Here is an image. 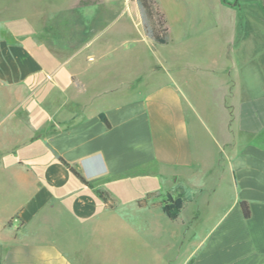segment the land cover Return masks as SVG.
<instances>
[{
    "label": "crops",
    "instance_id": "obj_1",
    "mask_svg": "<svg viewBox=\"0 0 264 264\" xmlns=\"http://www.w3.org/2000/svg\"><path fill=\"white\" fill-rule=\"evenodd\" d=\"M155 1L166 19L168 0ZM178 2L203 5L198 21L216 18V5L223 31L231 30L241 42L248 36L241 34L247 0ZM57 3L67 5L85 25L101 20L99 6L137 7L135 0ZM55 6L56 0H0V101L7 109L27 100V85L60 90L58 74L68 62L56 58L54 45L38 41L54 31ZM234 8L237 21L232 25L221 17ZM121 18L143 32L130 12L121 11L114 21ZM227 51L220 67H190L202 69L206 87L201 90L189 79L171 78L90 114L85 101L70 110L52 102L47 124L31 127L32 133L45 128L47 136L38 139L47 157H33L30 168L8 162L14 172L10 186L19 190L11 195L14 206L2 220L0 264H75L59 246L72 245L64 238L69 233L78 244L112 245L120 236L105 218L120 212L122 200L144 213V231L132 237L143 239L150 264H264V60L253 49L252 66L244 68L237 56L226 57ZM183 68L189 67L175 64V75ZM66 81L62 91L74 89L70 74ZM58 156L105 190L114 207L106 206ZM155 181L158 186H152ZM161 192L183 200L173 219L164 204L155 202ZM241 201L248 204L249 218L242 214ZM155 220L163 237L152 231Z\"/></svg>",
    "mask_w": 264,
    "mask_h": 264
},
{
    "label": "rangeland",
    "instance_id": "obj_2",
    "mask_svg": "<svg viewBox=\"0 0 264 264\" xmlns=\"http://www.w3.org/2000/svg\"><path fill=\"white\" fill-rule=\"evenodd\" d=\"M178 1L168 0L164 3L170 37L168 41L160 43L148 39L144 32H139L133 22L125 18L114 21L118 13L125 11L130 12L137 23H141L139 10L134 4L120 5L117 9L115 6H99L97 14L101 20L88 21L85 25L80 21L79 15L69 12L67 5L57 3L56 0L54 31L48 37H39L38 41L40 44L54 45L56 48L53 53L56 58L61 63L68 62L58 74L61 91L51 90L49 85L35 89V84H30L27 85L25 95L28 98L24 102L15 103L7 109L5 102L0 101V228L5 224L2 220L14 206L9 199L18 189L10 186L14 172L8 164L10 161H18L22 168H30L33 157H47L44 144L38 139L47 136L45 128L41 132L32 133L31 127L47 124L52 102L54 106L70 110L73 105L82 107V102L85 101L86 111L90 114L102 104L128 99L171 78L189 79L195 89L201 90V87H206L201 80L202 69L192 70L190 67H220L224 61V52L230 49V55L237 56L245 64L244 68L252 66L250 58L253 49L257 52L258 59L264 60V0H247L245 6L241 5L246 16L242 22L244 27L242 26L241 34H248L242 42L237 41L239 38L235 39L231 30L227 32L220 28L221 12L218 11V6H212V14L216 18L198 21L197 15L202 11L203 5L197 2L181 4ZM236 13L237 9L234 8V11L225 12L221 18L228 19L233 25L237 21ZM182 15L186 17L182 19ZM61 47L74 49L63 52L60 51ZM225 55L229 58V51ZM179 63L190 69L183 68L182 73L175 75L174 66ZM69 74L74 89L62 91L66 88V77ZM200 90H195V93H200ZM153 185L158 186V182L155 181ZM160 194L154 197L157 204L179 201L183 205L182 199L174 198L170 193ZM121 203L120 212H114L105 218L107 222L114 223L120 239L112 245L103 242L102 246H94L91 242L78 244V240L75 242L72 239L74 236L69 233L64 238L71 241L72 245L59 246L72 262L150 264L143 239L132 237V233L144 231V213L135 209L134 203L129 200H122ZM159 223L160 221L155 220L152 230L158 238L165 235ZM92 239L94 240V236Z\"/></svg>",
    "mask_w": 264,
    "mask_h": 264
},
{
    "label": "trees",
    "instance_id": "obj_3",
    "mask_svg": "<svg viewBox=\"0 0 264 264\" xmlns=\"http://www.w3.org/2000/svg\"><path fill=\"white\" fill-rule=\"evenodd\" d=\"M135 3L140 13L142 29L145 36L155 42L163 43L168 41L169 31L167 22L164 14L159 8L158 3L155 0H135ZM103 120L106 125H108L106 120ZM57 158L64 166H66L68 171L72 173L83 185L92 189L106 206L110 208L114 207L113 203L109 198V195L106 193L105 190L101 188H95L90 182L83 178L71 165L66 163L59 156ZM147 197H149V195ZM144 201L145 199H141L137 203L139 205H142ZM180 208L181 203L179 201L164 204V210L171 219L176 217ZM240 208L243 216L245 218H249L250 211L248 204L245 201H241Z\"/></svg>",
    "mask_w": 264,
    "mask_h": 264
}]
</instances>
